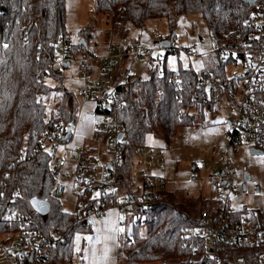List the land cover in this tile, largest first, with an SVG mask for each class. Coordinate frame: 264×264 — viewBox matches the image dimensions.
<instances>
[{
	"label": "built area",
	"instance_id": "built-area-1",
	"mask_svg": "<svg viewBox=\"0 0 264 264\" xmlns=\"http://www.w3.org/2000/svg\"><path fill=\"white\" fill-rule=\"evenodd\" d=\"M252 1L243 24L212 38L211 49L202 53L210 57L215 67L197 73L189 65L195 91L211 93L215 102H222L226 112L220 133L223 144L216 160L203 164V168L210 167L214 172L207 182L212 196L201 194L196 215H187V223L180 229V246L191 252L190 260L264 264V251L258 249L264 247V208L239 205L240 191L246 190L244 174L248 168L235 162L241 146L249 152L251 148L264 151V0ZM165 39L169 44L162 46L160 42ZM155 41L157 44L153 46L139 42L112 43L103 52L84 49L86 42L73 52L72 39H68L64 45L56 46L48 66L36 72V80L44 83L52 77L61 78L65 63L77 65L81 82L76 88L75 113L86 104L92 106L90 113L96 118L92 141L83 149L67 150V142L76 128L75 115L73 121L55 122L41 136L35 152H49V171L55 186H59L57 181L62 178L72 183L77 223L91 218L95 224L109 210L116 212L118 227L123 229L118 237L123 257L131 246L133 229L137 226L144 229L156 220L153 208L164 189L157 168L162 166L163 159L161 150L151 146L135 148L126 159L123 126L116 117L121 104L116 103L115 91L122 85L162 74L168 56L178 49L160 33ZM182 52L189 60L198 56L195 50L182 49ZM170 83L178 91L184 89L179 76ZM185 113L186 109L182 114ZM69 125V138L63 142ZM26 153V149L22 150L20 158ZM126 160L129 168L125 172L122 168ZM69 167L72 172L67 175L64 170ZM5 176L10 179V174ZM0 194L4 199L0 204V221L14 226L12 239L0 241V264H43L65 243L64 234L55 226L43 229L32 216L13 207L17 198L13 182L2 181Z\"/></svg>",
	"mask_w": 264,
	"mask_h": 264
},
{
	"label": "trees",
	"instance_id": "trees-1",
	"mask_svg": "<svg viewBox=\"0 0 264 264\" xmlns=\"http://www.w3.org/2000/svg\"><path fill=\"white\" fill-rule=\"evenodd\" d=\"M97 13L105 15L112 27L125 34L129 28L142 27L147 20L164 18L171 37L176 19L196 13L202 19L208 35L223 36L228 29L241 26L250 12L242 0H93ZM67 0H0V184L12 183L17 192L14 208L32 216L43 229L57 227L65 236L43 264H70L71 240L75 232L90 230L88 222L77 223L72 212H64L49 171V152H35L43 134L55 122H69L75 118L76 95L61 83L50 85L36 80V72L48 66L58 45L68 39L65 27ZM72 40L73 52L87 42L83 34ZM88 37V36H87ZM113 37L104 50L114 43ZM175 35L170 39L172 45ZM122 39V37H121ZM7 45V47H4ZM86 49V47H83ZM87 50V49H86ZM181 79L182 91L170 81ZM59 94L51 109L44 99ZM116 117L123 126V151L126 159L140 146H147L149 135L159 136L167 146L176 131L194 124V113L202 116L212 110L214 96L194 89V78L189 67L177 62L175 69L165 64L161 75H152L115 91ZM187 113L182 114L183 110ZM194 112V113H193ZM26 149L24 158H20ZM126 160L123 170H128ZM13 172V174H11ZM10 174V179H5ZM48 202L46 215L30 206V199ZM4 202L0 194V204ZM170 193L157 198L153 208L155 222L132 232L131 246L126 250L125 264H211L207 259L190 260L192 254L180 246V229L187 223V211ZM14 226L0 221V241L12 239Z\"/></svg>",
	"mask_w": 264,
	"mask_h": 264
},
{
	"label": "rangeland",
	"instance_id": "rangeland-1",
	"mask_svg": "<svg viewBox=\"0 0 264 264\" xmlns=\"http://www.w3.org/2000/svg\"><path fill=\"white\" fill-rule=\"evenodd\" d=\"M65 27L74 42L79 38L81 31H87L83 34L87 40L85 47L101 52L104 51L105 43L110 40L111 36H115L113 41L117 44L139 42L153 46L156 34L167 35L169 33L166 20L157 18L145 21L142 27H131L125 34L120 29L112 27L105 15L96 12L93 0H67ZM173 33L175 35L173 44L178 50L168 56V66L175 69L179 61L182 67H189L191 64L197 73L207 72L215 67L208 55L202 56V53L211 49L212 37L208 35L198 14L179 16L176 19ZM182 49L195 50L198 56L189 60ZM80 80L77 65L72 62L69 68L64 70L61 78L52 77L47 80V83L50 85L61 83L75 95ZM57 94L52 93L44 99L48 110L54 107L59 97ZM91 107L86 104L80 111L76 110V128L72 138L67 142L68 151L83 149L92 141L96 118L90 113ZM193 116L194 124L178 129L169 145L166 146L157 135L151 134L146 140L147 146L157 148L162 152L163 164L157 168V171L164 181V193L172 194L181 206L180 210L187 211L190 216L196 215L201 194L212 196L207 182L214 172L210 167L203 168V164L205 162L213 164L216 160L218 150L223 144L220 133L226 112L222 102L218 100L214 103L212 110L206 109L202 116L198 113H194ZM235 162L238 165L247 166V174L250 178L246 183V190L240 191L239 205L246 204L254 209L264 208V151L261 155H252L247 147L241 146ZM64 172L68 175L72 172V168L69 167ZM57 182L59 186L55 188L62 204V210L72 212L75 208L72 183L67 178H62ZM255 186L259 187L258 192L255 191ZM98 223L96 222L90 230L75 232L70 243L72 246L70 264H125L126 255L123 257V251L119 247L118 216L117 221L114 220L108 225L100 226L101 224L98 225ZM258 249L264 251V247ZM145 264H160V262Z\"/></svg>",
	"mask_w": 264,
	"mask_h": 264
},
{
	"label": "water",
	"instance_id": "water-1",
	"mask_svg": "<svg viewBox=\"0 0 264 264\" xmlns=\"http://www.w3.org/2000/svg\"><path fill=\"white\" fill-rule=\"evenodd\" d=\"M243 2H245L249 7L253 6V1L252 0H242ZM174 36V33H172L170 39H172ZM157 42L154 43V45H156ZM160 44L162 46H167L169 44V40L168 39H165L163 41L160 42ZM65 66H67L68 64L65 63L64 64ZM69 131H70V125L68 126V129H67V132H65V134L62 136V141L65 142L68 140L69 138ZM122 137V133H119L117 135V138H121ZM263 152L259 149H256V148H251L250 149V154L252 155H261ZM244 179L245 180H249V176L248 174H244ZM245 187H243V190H244ZM259 190V187L258 186H255V191L258 192ZM30 206L32 207V209L37 212L38 214L40 215H46L48 212H49V204L47 201L45 200H40V199H37V198H31L30 199ZM91 226H94V223H93V220L90 218L88 219L87 221Z\"/></svg>",
	"mask_w": 264,
	"mask_h": 264
},
{
	"label": "crops",
	"instance_id": "crops-1",
	"mask_svg": "<svg viewBox=\"0 0 264 264\" xmlns=\"http://www.w3.org/2000/svg\"><path fill=\"white\" fill-rule=\"evenodd\" d=\"M156 42V41H155ZM154 42V43H155ZM144 45H146V44H144ZM70 66V65H69ZM69 66H65L66 68H69ZM65 68V69H66ZM79 85H80V83H79ZM78 85V86H79ZM114 220H116L117 221V214H116V212L114 211V210H109L108 212H107V214H106V216L104 217V219L102 220V221H100L99 223H98V225H100V226H103V225H108V224H110L112 221H114ZM95 225V224H94Z\"/></svg>",
	"mask_w": 264,
	"mask_h": 264
},
{
	"label": "snow or ice",
	"instance_id": "snow-or-ice-1",
	"mask_svg": "<svg viewBox=\"0 0 264 264\" xmlns=\"http://www.w3.org/2000/svg\"><path fill=\"white\" fill-rule=\"evenodd\" d=\"M7 47V45H5ZM97 196H99V193H97ZM120 231H123V229H120ZM77 240H79V237H77ZM79 251V248L77 249Z\"/></svg>",
	"mask_w": 264,
	"mask_h": 264
}]
</instances>
